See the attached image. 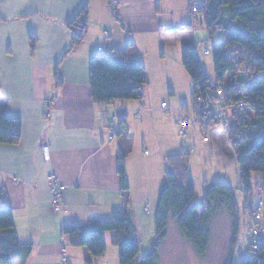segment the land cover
<instances>
[{"label":"crops","instance_id":"0c3cea01","mask_svg":"<svg viewBox=\"0 0 264 264\" xmlns=\"http://www.w3.org/2000/svg\"><path fill=\"white\" fill-rule=\"evenodd\" d=\"M86 2L87 33L71 48V30L78 31L82 23L78 14ZM202 2L0 0V97L8 101L7 115L22 123L18 144L0 145V199L12 210L19 241L32 246L26 259L14 258L9 264H86L87 260L90 264L117 260L119 264L112 233L103 234L106 252L99 258L103 260L91 259L86 249L71 246L62 235L64 226L106 222L115 211L127 214L136 231L134 241L140 244L138 212L151 204L156 211L167 170L165 159L180 154L176 125L180 113L161 112L166 123H158L155 132L161 143L155 141L154 153L143 156L141 170H132L131 115L143 114L138 127L144 140L143 122L150 123L153 110L144 102L95 104L89 84L90 60L100 53L122 50L131 41L147 79L183 78V49L196 45L191 34L198 26L206 33L200 16L191 13V7ZM105 31L111 32L109 37ZM30 37L37 39L33 50ZM56 67L62 80L59 87L54 80ZM114 116L124 117L125 132L118 135L119 120L117 133L110 139ZM44 145L49 146V162L42 157ZM125 145L129 146L125 157L129 189L123 194L116 159ZM52 173L62 187L58 211L52 210L48 189Z\"/></svg>","mask_w":264,"mask_h":264},{"label":"trees","instance_id":"16d2710c","mask_svg":"<svg viewBox=\"0 0 264 264\" xmlns=\"http://www.w3.org/2000/svg\"><path fill=\"white\" fill-rule=\"evenodd\" d=\"M196 9L201 26L208 35L216 80L209 82L200 66L196 47H185L182 66L192 87L191 109L196 121L209 120L197 114L195 99L214 100V86L218 83L227 86L223 102L226 107H233L227 115L228 138L246 196L244 211L248 212L253 228L257 211H251L248 206V196L252 192L251 175L263 174L264 178V0H203ZM78 17H82V23L77 32L71 30V48L78 46L86 36L87 2ZM218 33H221V41L214 42ZM36 41L35 37H30L32 50ZM54 80L56 86L62 85L58 67L55 68ZM89 84L95 104L141 101L147 75L134 43L128 41L122 50L93 57L90 60ZM242 104L248 110L240 117L238 106ZM7 105L8 101L0 97V145H17L21 139L22 123L7 115ZM181 109L186 112L188 106L183 105ZM119 120L118 135H122L126 124L124 117ZM128 150L129 146L125 145L116 159L120 192L123 194L129 189L125 169ZM189 157L190 154L182 149L180 154L165 159L167 170L157 199L151 252L141 257L140 264H160V249L167 238L171 218L175 220L180 235L200 259H204L209 251L211 222L220 214L229 216L231 246L234 248L236 245L240 220L233 189L219 182L205 183L203 204H193L195 193L188 175ZM260 202L263 204L262 216L254 224L259 229L258 235H253L256 242L249 246V254L238 264H264V198ZM108 232L112 233V245L118 249L119 264H136L139 258V247L134 241L136 231L124 211L113 212L106 222L68 225L62 229V235L68 237L70 245L86 249L91 259L103 257L106 252L103 234ZM31 251V245L19 241L12 210L4 199H0V264H9L14 258L24 260ZM90 263V260L86 261V264Z\"/></svg>","mask_w":264,"mask_h":264},{"label":"rangeland","instance_id":"374dc122","mask_svg":"<svg viewBox=\"0 0 264 264\" xmlns=\"http://www.w3.org/2000/svg\"><path fill=\"white\" fill-rule=\"evenodd\" d=\"M191 35L194 37L200 66L209 82L213 83L216 78L212 57L211 54H204L205 46L210 49L207 35L199 26ZM213 41H221V33H218ZM166 51L170 52L169 49H162L163 53ZM180 66L183 78L179 77L178 80L173 81L163 78H152L150 76L147 79V85L143 88V100L128 101L137 104L144 102L153 110L150 123L143 122L145 124L142 131L144 140L141 139V133L138 127L140 122L139 116L143 118V114L131 115V133L128 137L131 143L130 153L133 156L131 169L141 170L142 162L144 161L143 156L146 155L147 157V155L154 153L153 144L155 141L161 143V136L155 133L159 131V129H156L158 123H166L161 118V112L168 114L177 110L180 113L178 120H180L181 115L184 113L189 118L190 125L186 138L178 136L180 143L178 151L181 152L182 149H188L190 151L192 149L188 160V175L192 179L194 187L195 196L193 204L200 206L203 204L205 183L219 182L231 187L234 191L238 207L240 220L239 234L236 245L232 248V227L229 216L227 214H220L214 217L211 222V243L209 251L204 259H200L196 256L192 247L180 235L175 220L171 218L167 230V238L160 249V264H229L230 262L232 264H238L249 254V246L256 242V238L252 234L248 212L244 211L246 196L242 187L239 167L221 127L217 126L215 130H208L207 137L209 141L206 144L203 143L202 132L194 123V115L190 105L192 87L190 78L182 66V54ZM162 104H165L167 108H163ZM184 104L188 105L187 112L181 109ZM152 126L154 127V131L151 130ZM250 182L252 192L248 196V206L251 211L256 212L259 208L260 200L264 198V194H262L264 192L263 174L253 173ZM149 208H147L149 213L143 211L142 208L138 212L142 224L140 231L142 239L138 245L139 258L136 260V264H140L141 257L151 252V245L155 234V210L152 204ZM100 264L107 263L101 261ZM108 264H117V260L116 263H112V260H110Z\"/></svg>","mask_w":264,"mask_h":264},{"label":"built area","instance_id":"2783aa9c","mask_svg":"<svg viewBox=\"0 0 264 264\" xmlns=\"http://www.w3.org/2000/svg\"><path fill=\"white\" fill-rule=\"evenodd\" d=\"M192 13H196V7L192 8ZM109 31H105L104 35L106 37L110 36ZM102 52V50L100 51ZM204 54L210 55V49L208 47H204ZM241 81H243V78H240ZM227 86L223 83H218L216 86H214L215 92H214V100L208 99V98H201L197 97L195 99L194 103V109L197 112L198 115H204L209 118V120L203 119L202 122H198L194 119V123L199 127V129L202 132V141L203 143H208L209 139L207 137V132L210 129L215 130L217 126L221 127L223 129V132L225 133L229 145L231 144L230 139L228 138V118L227 115H229L228 112L233 109V107H226L223 102L224 94L226 92ZM163 108H166V105H162ZM239 109V115L242 117L244 113L248 110V108L245 107L244 104L238 106ZM119 122V117L114 116L111 119L109 132L111 134V138L117 133L116 125ZM178 128V135L179 137L186 138L187 131L190 125L189 118L186 117V115L183 113L181 115L180 120L176 123ZM186 152L189 154L192 153V149L189 151L188 149H185ZM42 157L45 162L50 161V150L48 145H44L41 147ZM48 189L51 193L52 199H51V207L53 211H58L60 207L62 206V187L58 183L57 176L55 174H50L48 177ZM263 207V204L259 203V208L257 210V213L255 215V219L253 221V235L257 236L259 233V229L254 226L256 222L260 221L262 212L261 209ZM147 213L149 211L147 208L145 209ZM63 240H65V236L63 237ZM64 246V245H63ZM63 252H65V248L62 249Z\"/></svg>","mask_w":264,"mask_h":264}]
</instances>
